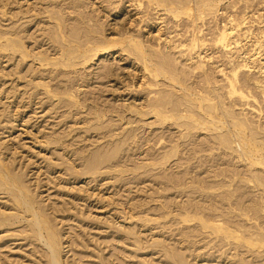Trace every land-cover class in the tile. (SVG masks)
Wrapping results in <instances>:
<instances>
[{"label": "rangeland", "instance_id": "374dc122", "mask_svg": "<svg viewBox=\"0 0 264 264\" xmlns=\"http://www.w3.org/2000/svg\"><path fill=\"white\" fill-rule=\"evenodd\" d=\"M164 2L0 0V264H264V0Z\"/></svg>", "mask_w": 264, "mask_h": 264}, {"label": "bare ground", "instance_id": "6f19581e", "mask_svg": "<svg viewBox=\"0 0 264 264\" xmlns=\"http://www.w3.org/2000/svg\"><path fill=\"white\" fill-rule=\"evenodd\" d=\"M149 2H151L150 4H152V3H155V4H160V2L162 3V0H149ZM163 2H164V0H163ZM181 2L182 1H179V4H178V2H176V4H178V5H181ZM209 2V1H208ZM165 3V2H164ZM164 3H162L163 5H165ZM169 3H172V1L171 2H169ZM173 3H175V2H173ZM173 3L171 4V6H173ZM183 3V2H182ZM211 3V2H210ZM168 4V3H167ZM166 4V5H167ZM205 5V1L202 3V5ZM212 4V3H211ZM211 4H207V5H211ZM201 5V4H200ZM206 5V9H208L209 8V6H207ZM215 5V4H214ZM176 7V6H175ZM204 7V9H205V6H203ZM213 7V6H212ZM177 8H178V6H177ZM174 9V8H173ZM176 9V8H175ZM211 9L212 8H209V11L208 12H210L211 11ZM200 14H202V12L200 13ZM199 16H201V15H199ZM202 19V18H201ZM200 20V19H199ZM236 24V23H235ZM102 26V25H101ZM237 27V26H236ZM226 29H224V30H222L220 33H219V35H218V37H217V40H216V44H217V46L218 47H221L222 49H224V50H227V49H229V47H230V45H231V39H230V35H232L231 33H232V31H233V27H225ZM100 30V29H99ZM98 30H96L95 32H97ZM99 32V31H98ZM98 32L96 33V34H98ZM101 34H102V32H101ZM99 35V34H98ZM200 35V34H199ZM200 37H201V35H200ZM201 39V38H200ZM97 40V39H96ZM195 41V40H194ZM199 42L201 41V40H198ZM198 41H196V42H198ZM95 42V41H94ZM135 43H137V42H135ZM194 44H195V42H193ZM91 44H93L92 45V47H91V49L93 50L94 49V52L91 54V57L93 58L94 57V59L96 60V58H97V56H98V54L101 52V50H103V45L100 43V41L99 40H97L95 43H91ZM95 44H97V45H95ZM193 44V45H194ZM258 44V43H257ZM7 45V48L8 49H10V50H12L13 52H20V53H22L23 52V50H22V48L19 46V44L18 43H11V44H9V43H7L6 44ZM260 46V45H259ZM217 47V48H218ZM191 48H193V47H191ZM194 48H195V45H194ZM135 49L137 50V51H139L140 52V55L142 56L141 58H143V62H147L148 60H150L149 58H147L146 57V55H145V53L142 51V47L140 46V45H138V44H136V46H135ZM106 53V52H105ZM104 53V54H105ZM137 53V52H136ZM196 53H198V52H196ZM103 53H102V55H104ZM107 54V53H106ZM138 54V53H137ZM101 55V54H100ZM139 55V54H138ZM195 55V54H194ZM140 57V56H139ZM138 57V58H139ZM196 59V61H197V63L198 64H200L199 66L200 67H198V69H199V72L200 71H202V72H204L203 73V75L205 76L206 75V77L205 78H208L209 77V75H208V73H206L207 72V70H205V68L201 65V63L198 61V59H200V56L199 55H197V56H194V57H191L190 59H189V61L192 63V61L194 60V59ZM139 61L140 60H142V59H138ZM200 60H202V56H201V59ZM142 62V61H141ZM196 63V62H195ZM197 65V64H196ZM239 67V66H238ZM241 68V67H240ZM163 70H164V68H158L156 71H157V73L158 74H161V72H163ZM220 71H223V70H220ZM202 72H201V74H202ZM239 72L240 71H238V70H233L232 71V73H231V77L229 78V81H228V83H229V94L228 95H236V94H239V91H241V89H239V90H237V87H236V85L237 86H239L238 84L240 83V81H239ZM241 75V74H240ZM261 77V76H260ZM263 78V77H262ZM261 78V79H262ZM260 79V78H259ZM206 80H208L207 82L208 83H210V81H209V78L208 79H206ZM263 81H264V78L262 79ZM256 86L257 87H260V81H256ZM228 88V87H227ZM239 88V87H238ZM261 88V87H260ZM228 91V90H227ZM241 94H242V92H240ZM240 95V94H239ZM243 95V94H242ZM241 96V95H240ZM231 97V96H230ZM242 97V96H241ZM234 98V97H233ZM157 108V107H156ZM210 108H212V112L214 113L215 111H217V107H216V105H214L213 106V104H212V107H210ZM160 110V109H159ZM157 111H158V108H157ZM239 126H241V129H246L245 127H244V125H242V124H240ZM243 131V130H242ZM238 134H240V130H239V133ZM227 234L230 236V233L229 232H227ZM49 245H48V247L50 248V249H52L51 250V256H52V258H53V260H55L56 258H55V255H56V252L54 251V245L57 243V239H56V237L54 236V235H52V236H49ZM53 263L55 264V261H53Z\"/></svg>", "mask_w": 264, "mask_h": 264}]
</instances>
